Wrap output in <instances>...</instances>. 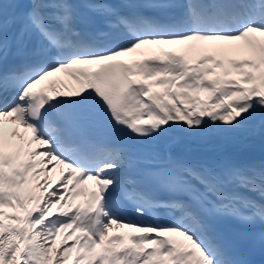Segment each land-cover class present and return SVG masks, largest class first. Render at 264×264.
Segmentation results:
<instances>
[{"label":"snow or ice","instance_id":"1","mask_svg":"<svg viewBox=\"0 0 264 264\" xmlns=\"http://www.w3.org/2000/svg\"><path fill=\"white\" fill-rule=\"evenodd\" d=\"M257 135L264 0H0V264H264Z\"/></svg>","mask_w":264,"mask_h":264},{"label":"bare ground","instance_id":"2","mask_svg":"<svg viewBox=\"0 0 264 264\" xmlns=\"http://www.w3.org/2000/svg\"><path fill=\"white\" fill-rule=\"evenodd\" d=\"M168 47L170 48L171 46H168ZM139 56H141L140 52H136V53H131L126 57L138 58ZM63 79L65 80V85H66L65 90H70L71 88H74L76 86L75 82L69 76H63ZM6 127L13 128V127H18V126L7 125ZM19 130L23 132V128H20ZM239 135L243 136L244 133H240ZM214 143H219V141H214ZM249 143L252 145V147L251 149H249L243 154L244 161L248 163H255V164H259L261 161H264V139H261L258 136H255L249 141ZM50 176H51L52 182L56 183V181L59 179V176H60V170L56 169L55 172L50 173ZM82 198L83 197H78L74 202L76 203ZM55 209L56 208H53L52 210H55ZM5 211L11 214V210L5 209ZM61 239H62V236L57 237V246L60 245ZM72 257L74 258V255H72ZM68 264H72L71 258L69 259Z\"/></svg>","mask_w":264,"mask_h":264},{"label":"rangeland","instance_id":"3","mask_svg":"<svg viewBox=\"0 0 264 264\" xmlns=\"http://www.w3.org/2000/svg\"><path fill=\"white\" fill-rule=\"evenodd\" d=\"M259 137H261V136L259 135Z\"/></svg>","mask_w":264,"mask_h":264}]
</instances>
